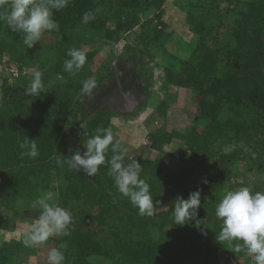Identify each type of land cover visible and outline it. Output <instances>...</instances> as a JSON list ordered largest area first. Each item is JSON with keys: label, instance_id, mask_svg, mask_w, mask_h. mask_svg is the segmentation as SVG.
<instances>
[{"label": "trees", "instance_id": "obj_1", "mask_svg": "<svg viewBox=\"0 0 264 264\" xmlns=\"http://www.w3.org/2000/svg\"><path fill=\"white\" fill-rule=\"evenodd\" d=\"M52 11L59 30L44 32L42 37L51 43H39L35 50L23 43L22 33L12 31L0 19V264H13L14 255L31 250L22 240L41 211L32 208L40 196L72 213L70 235L47 241L64 246L65 264H220L222 254H230L233 264H254L244 251L233 252L226 241L216 240L222 224L207 208L213 205L216 209L224 192L235 188L224 184V178L235 176L241 162H245L246 172L264 170V0H70L68 7ZM89 11L95 19L85 24L82 17ZM177 15L182 20L175 21ZM185 24L194 41L183 48L181 57H175L179 67L165 66L160 77L170 87L194 92L200 117L209 122L194 133L202 148L194 155L193 166L181 172L166 171L163 162L175 132L149 135L150 142L146 140L144 145L150 143L145 150L152 158L141 163L140 176L150 185L154 205L160 203L154 216H141L117 192L108 175L111 146L106 163L94 177L66 163L59 166L56 159L58 154L83 153L97 128L114 127L116 113L94 111L87 99L91 97L81 94L82 82L94 77L93 91L103 87L115 73L112 61L131 52L150 75L148 66L156 54L152 46L161 48L170 27L185 34ZM82 25L89 31H83ZM134 29L140 46L125 45L117 56L116 44ZM97 40L109 52L100 69L95 72L86 62L75 75L64 71L69 49H82L89 55L87 49ZM9 63L19 69L17 77L7 70ZM28 68L33 70L28 72ZM103 68L106 72L101 74ZM36 71L42 73L45 91L32 96L26 88ZM175 99V94L160 99L154 114L166 117L168 105ZM25 136L36 139L39 155L34 159L21 156L19 145ZM217 141L218 151L229 146V152L219 157H228L222 164L211 161L218 151L211 152L210 145ZM113 142L125 145L115 137ZM201 174L208 184L193 187ZM250 187L260 191L255 185ZM197 190L201 192L199 224L196 220L174 224L176 197L187 199ZM20 231L23 236L18 241L1 239L8 232Z\"/></svg>", "mask_w": 264, "mask_h": 264}, {"label": "clouds", "instance_id": "obj_2", "mask_svg": "<svg viewBox=\"0 0 264 264\" xmlns=\"http://www.w3.org/2000/svg\"><path fill=\"white\" fill-rule=\"evenodd\" d=\"M69 3L70 0H0V19L5 20L12 31L22 33L23 43L27 48H31L41 39L44 32L59 30V23L53 18L52 10H63ZM94 19V13L89 11L84 13L82 22L87 24ZM107 51L108 48L105 47L103 52ZM67 56L69 59L64 61L63 68L70 75L79 73L87 62V55L82 49L73 47L68 50ZM95 87V78L89 77L82 82L81 94L90 96ZM44 91L42 73L36 71L26 88V93L39 96ZM113 141L110 129L97 128L95 134L84 144L86 150L83 153L76 150L70 157L58 154L56 163L59 166L66 163L77 172L83 171L86 176L94 177L100 166L106 163V153L111 146L113 155L108 161V175L113 178L117 192L129 200L139 215L154 216L160 202L157 201L154 205L150 185L140 176L141 163L128 157V149L120 148L119 144ZM19 147L22 149V157L34 159L39 155L36 139L25 136ZM37 207L41 211L31 229L23 236L22 242L25 247L36 248L53 236L70 235L69 226L73 224V216L68 209L59 204L49 203L46 196L37 197L33 201L32 208ZM200 207L199 190L190 192L187 199L177 196L172 209L173 223L184 225L196 220L198 225ZM215 217L222 224L219 234L216 235L218 242L226 241L233 252L244 251L253 257L254 264H264V192L255 191L250 186L227 191L216 206ZM63 247L61 245L49 250L48 264H65Z\"/></svg>", "mask_w": 264, "mask_h": 264}, {"label": "rangeland", "instance_id": "obj_3", "mask_svg": "<svg viewBox=\"0 0 264 264\" xmlns=\"http://www.w3.org/2000/svg\"><path fill=\"white\" fill-rule=\"evenodd\" d=\"M226 6V2L222 4ZM148 15V14H147ZM171 17L169 14H167ZM149 17L152 14L148 15ZM175 21L182 20L179 18V15L173 16ZM143 19H146L144 17ZM83 31L88 32L89 28L83 26ZM186 33L181 34L178 31H173L172 27L168 28L162 37L163 41L160 46H152V51H155L154 61L150 62L149 68H151V74L149 75L148 71H145L141 66L142 60L136 57L134 52L129 53L125 57H119L117 60L112 61L111 66H116L115 73L108 80L103 87H98L96 91H93L90 95L91 100L88 99L89 105L93 108L94 111L105 110L116 113L115 119H113L114 127H112V134L115 137V140L121 142H128L132 146L135 145L138 149H144L143 156L141 157L138 150L135 151L136 159L142 163L146 159L152 158L150 153H147L150 143L144 145L146 140L150 142V134H157L163 130L175 132V139L172 144L166 146V154L163 155V162L165 164L166 171L169 172H181L186 170V167H192L194 162L193 159L196 152L202 148V145L197 142L194 137L195 132H201L203 127H205L209 120L202 119L199 114V105L198 97L194 92L189 89L183 91L177 87H170L166 81H163L164 67L173 66L179 67L176 58L181 57V52L183 48L187 49L189 43L194 41L193 32L189 29L188 24L184 25ZM44 34V33H43ZM137 29L126 32L123 36L120 44H116L115 54L118 56L123 52L125 45H130L132 47L140 46L138 45V39H136ZM184 39V41H182ZM47 43L49 45L51 42H48L46 37L41 39L29 48L35 50L39 43ZM185 43V46L182 44ZM95 46H92L87 49L90 51L87 52V62L90 68L93 71H97L102 67V64L107 59V53L103 52V43L97 40L94 43ZM49 48V46H48ZM86 50V51H87ZM192 49L188 51L191 52ZM187 51V50H186ZM151 52V51H150ZM146 59H150L149 51L146 52ZM176 57V58H175ZM107 61V60H106ZM149 62V61H148ZM108 63V62H107ZM33 69H27L31 71ZM103 74L105 69H101ZM149 76L152 79H149ZM162 76V77H160ZM160 77V78H159ZM169 86V87H168ZM128 93L129 101H133L129 94L135 95L139 100L137 104L132 105L127 108L129 101L124 97ZM172 94L176 95V99L172 101L167 108L166 117H163L155 113V108L157 102L162 98H170ZM120 148H124L123 146ZM136 149V148H135ZM219 149L218 141L210 145L211 152H217ZM140 151V150H139ZM229 146L224 145V147L217 152L216 158H212V162L217 160L219 164H222L228 157L219 158L221 154L228 153ZM129 155V150L127 156ZM206 156V155H205ZM129 157V156H128ZM134 157V158H135ZM141 157V159H140ZM127 160V157H126ZM195 160V161H194ZM193 163V164H192ZM245 162H241L238 165V171L235 176H226L224 178V184L236 185L235 188L229 190H237L241 186L237 184L245 181L247 186L255 185L256 189L260 187V191H264V170L263 167L255 170V168H250V172H246ZM246 172V173H245ZM212 171L209 173L210 178ZM208 178H205L202 174L200 176V181L195 182V185H200V182H205L208 184ZM226 191V192H227ZM224 192V194L226 193ZM60 206H63L59 203ZM208 213L215 212L214 206L209 205L207 208ZM27 220L30 221L31 218L27 217ZM22 232H8L2 235L1 239H8L18 241L22 237ZM60 245L50 240L43 245H40L36 248H31L29 251H24L25 253L16 254L13 256V264H48L47 254L49 250L53 247H59ZM221 261L220 264H233L232 257L230 254L220 255Z\"/></svg>", "mask_w": 264, "mask_h": 264}, {"label": "crops", "instance_id": "obj_4", "mask_svg": "<svg viewBox=\"0 0 264 264\" xmlns=\"http://www.w3.org/2000/svg\"><path fill=\"white\" fill-rule=\"evenodd\" d=\"M180 90L181 91H183L184 90V88H181L180 87ZM137 99V98H136ZM133 102V101H132ZM137 104V103H136ZM127 107V106H126ZM125 145L123 146L124 148H127L128 150H129V157H131L132 158V156L133 157H135V155H136V153H135V151L136 150H138L137 152H138V154L140 153V155H141V157L143 156V151H142V149H138L137 147H135V145H130V143H128V142H125L124 143ZM136 148V149H135ZM140 150V151H139ZM131 155V156H130ZM141 157H140V159H141ZM136 158V157H135Z\"/></svg>", "mask_w": 264, "mask_h": 264}, {"label": "built area", "instance_id": "obj_5", "mask_svg": "<svg viewBox=\"0 0 264 264\" xmlns=\"http://www.w3.org/2000/svg\"><path fill=\"white\" fill-rule=\"evenodd\" d=\"M3 62H6L5 58L3 59ZM7 70L12 73L14 77H17L20 73L19 69L16 67V65L9 63L6 66ZM146 143V142H145Z\"/></svg>", "mask_w": 264, "mask_h": 264}, {"label": "flooded vegetation", "instance_id": "obj_6", "mask_svg": "<svg viewBox=\"0 0 264 264\" xmlns=\"http://www.w3.org/2000/svg\"><path fill=\"white\" fill-rule=\"evenodd\" d=\"M132 96H133V97H132ZM132 96H131V98L133 99V105H135L139 100L136 99L135 95H132ZM124 97L127 99L126 96H124ZM127 101H128V99H127Z\"/></svg>", "mask_w": 264, "mask_h": 264}, {"label": "water", "instance_id": "obj_7", "mask_svg": "<svg viewBox=\"0 0 264 264\" xmlns=\"http://www.w3.org/2000/svg\"><path fill=\"white\" fill-rule=\"evenodd\" d=\"M129 95L132 96L133 94H129ZM125 96L127 97L128 101H129L128 93H126ZM132 97H133V96H132ZM130 104L133 105V102H132V101H129V105H127V108L130 106Z\"/></svg>", "mask_w": 264, "mask_h": 264}]
</instances>
